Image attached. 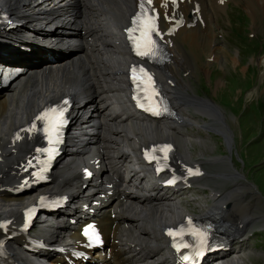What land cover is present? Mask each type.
<instances>
[{"label":"bare ground","instance_id":"obj_1","mask_svg":"<svg viewBox=\"0 0 264 264\" xmlns=\"http://www.w3.org/2000/svg\"><path fill=\"white\" fill-rule=\"evenodd\" d=\"M230 1L233 0H227L225 3H220V0H186L177 10V13H182L190 18L189 21H192L197 16L193 14V11L198 4L204 20V25L197 23L195 28L185 27L179 31L173 40V46L169 49L172 54L171 62L159 69L160 77H167L175 83L174 87H168L169 95L179 100L186 109L191 107L189 100L192 97L189 93L193 91V88L189 81L180 76V72H193L194 66L181 43L189 38L199 40L198 35H210L214 25L220 29L219 15L227 10ZM137 5L138 0H0L1 9L8 11L18 20L29 21L31 28L24 32L18 31L21 35L29 33L35 36V41L33 42L32 39V44L25 46L34 50L36 45H46L45 42H48L53 48L62 50L66 48L70 52L65 60L39 65V63L19 58L18 55L23 54L22 48L10 45L17 43L21 35L13 31L1 39L0 56L9 54L13 61L20 64L19 70L25 67L27 69L14 80L13 85L0 89V184L17 178L19 171L16 168L34 154V140L17 144L13 140L14 132L33 118L46 103L59 100L64 95H78L81 101L85 102V106L77 109L74 119L79 122L83 136L91 142L86 154H92L93 156H90L92 159L100 160L96 173L98 181L101 182L89 183L82 179L77 171L81 163L76 156L73 163L64 164L59 169L61 176L64 177L59 187L69 189L74 183L81 182V187L71 192L73 201L89 205L93 201L100 202L99 206L91 208L100 213L102 229L107 237H113L119 241V247L126 256L128 264H137L140 260L134 256L132 248L133 244L138 247L139 241L130 236L126 225L143 221L161 224L169 221L168 218L177 219L182 215L180 211L183 212V210L190 214L188 200L175 201L173 196L162 189L158 183L159 179L156 178V181H153L155 178L150 175L148 168L135 167L133 161L139 153V148L149 143L171 141L179 147L177 152L179 160L187 164L194 163L190 154V148L194 142L190 138L183 139L182 131L188 126L198 127L199 125L189 113L178 114L177 118L171 121L146 122L136 117L132 111L129 100L126 99L128 85L125 79V70L129 68L128 60L131 55L123 31L127 28ZM246 9L249 13L254 10V16L256 11H260L264 16V0H250ZM53 26H57L55 31L59 34L55 35L46 30ZM65 30H73V36H63L61 32ZM178 38L181 39V43ZM212 44L208 57H213L217 61L219 60L218 51L221 50L220 42L214 39ZM261 63L264 64V58L261 59ZM262 78H264V71ZM107 122L112 124L107 125ZM105 125L108 126L106 130L110 139L101 138L98 134ZM224 137L227 142L230 137L232 144L228 143L231 146L234 145V134L231 130L224 133ZM201 146L214 149L208 141L203 142ZM123 148L131 150L134 156L124 152ZM124 175L128 178L126 183L149 188L154 197L148 202H155L161 206L171 204L172 209L158 216L148 213L139 214L137 212L139 206L142 204L145 206V204L140 197H135L126 193L125 189H121ZM225 175L228 178L232 176ZM14 183L18 182L14 181ZM110 184H113L112 196L108 195L111 190L108 188ZM84 185H87L85 189ZM235 186L237 189L243 188L242 184ZM102 195L105 197L102 198ZM210 198L213 201L212 204L201 214L215 218L221 215L226 205H231L235 209L244 205L246 201L243 195L220 192H213ZM1 200L3 204H0V213H7V218L14 220H17L25 203H29L24 197L19 196H9ZM256 202L259 203L257 199ZM260 212L261 209L258 206L254 210H237V214L234 212V215H230L227 221L229 224L222 227L229 233V237L238 241L237 243H245L257 219L264 217V214ZM76 213L77 210L74 208L63 213L62 221L56 227L46 223L39 224L40 233L48 242L60 240L67 245L68 241H73L78 235L76 231L69 234L71 236L68 235L67 239L65 238L71 232L68 225L69 217ZM112 213L117 214L114 220L109 217ZM145 234L146 238L142 241L146 244L152 243V233L145 231ZM157 238L158 236L155 235V239ZM21 245L23 241L17 243L13 241L8 244L11 258L19 264H43L42 260H48L49 264H65L61 258L43 252L39 253L33 261L32 255L28 258L23 256L19 248ZM161 251V248L153 250L143 261L147 264H164ZM249 254L244 250L241 256L233 258V264H248L246 259L252 260L255 256H249ZM227 257L228 255L226 259ZM226 262L228 264L229 260Z\"/></svg>","mask_w":264,"mask_h":264},{"label":"rangeland","instance_id":"obj_2","mask_svg":"<svg viewBox=\"0 0 264 264\" xmlns=\"http://www.w3.org/2000/svg\"><path fill=\"white\" fill-rule=\"evenodd\" d=\"M248 1L235 0L226 10L227 14L223 12L220 15L222 19V27L224 28L223 33L226 37L230 38V42H222V38H220L222 31L218 29L217 26H214L213 31H217V36L220 39L219 41L221 42L223 50L219 52V57L223 63L220 61L210 62L207 60V55L210 52L212 42L210 44L209 41H204L202 36L198 35L199 40H194L193 44H183V47L192 59L196 70H194L190 75L185 73L182 74V76H187L186 79L191 81V84H193L197 92H201L203 90L208 98L215 99L220 105L222 104L224 106L223 108L227 117L225 122L234 134L235 147L232 150L234 163L236 164V167L240 171H243L246 177L250 180L248 182L246 179H239L247 185L241 190V193L258 197L259 200L257 198L256 199L259 203L256 206L261 209L260 213L264 214V140H257L254 142V139H259L264 126V78H262L264 64L261 63V59L264 56L261 51L263 50L262 45H264V43L260 45L261 39L257 40L259 46L255 48L252 39L249 38L251 35L256 33L257 36L255 39L262 37V41L264 42V16L260 11H256L255 16L254 10L252 13H249L246 9ZM232 27L238 32L234 31V34L238 40L242 41L241 43H236V38H233L235 36L232 33ZM241 34L246 40L240 36ZM247 43L250 44L251 47L248 48ZM255 49L256 55H253ZM239 50L241 55L238 56ZM262 69L263 71L261 72ZM257 73L258 76L256 75ZM209 74L211 78L209 77ZM255 75V80L257 78L256 81H254ZM204 77L208 78V82ZM253 81L254 83L257 82V84L253 85ZM219 82H222V84H219ZM251 84L253 85L252 87H250ZM242 90H246L244 98H241ZM216 92H218V94L215 96ZM257 98L261 99V105L263 106L261 116L260 109L258 107L256 109L250 108V110L246 111L243 104L244 101L246 106H253L254 100ZM253 112L255 115L251 114L250 116V113ZM243 115H245V117ZM240 126L242 128L243 136L241 142L244 149H241L239 142V138L241 136ZM196 139H199V136H197ZM216 142L217 140L214 138V141L210 144L214 146V149H207L204 146H201L203 142L194 143L190 148L192 159L195 161L196 158L200 157L210 158L219 156L223 153L229 154L221 140L219 141L221 145ZM228 142H231L232 144L230 137H228ZM241 159L247 161L246 166H244L248 167L247 170L243 167ZM239 163H241V165ZM249 164H251L250 168ZM219 165L223 168L222 161L219 162ZM250 184H254L255 186L257 185L256 188L260 193L262 192V195L256 193V188L251 189L249 186ZM196 193L197 194L187 193V196H191L193 199L201 202L198 204L203 205L204 198L201 197L202 195H200V193H205V191L197 190ZM249 198L250 197L247 199ZM2 202L3 201L0 199V204H3ZM187 206L190 208L189 203ZM0 215L8 216L7 213L4 212H1ZM259 223L264 225V222L262 221ZM259 240L263 243L264 236L259 238ZM245 245L246 242L244 243V246ZM252 249H256V247H252ZM245 250L247 251V249ZM250 255L255 256L252 260L246 259L248 264H264V244L259 251Z\"/></svg>","mask_w":264,"mask_h":264},{"label":"snow or ice","instance_id":"obj_3","mask_svg":"<svg viewBox=\"0 0 264 264\" xmlns=\"http://www.w3.org/2000/svg\"><path fill=\"white\" fill-rule=\"evenodd\" d=\"M141 54H143V53H141ZM50 111H51L52 113H56V109H51ZM60 114L62 115V112H61ZM45 115L47 116V114H45ZM43 118H45V117H41V119H43ZM162 150L166 151V150H167V146H165V148L162 149Z\"/></svg>","mask_w":264,"mask_h":264}]
</instances>
